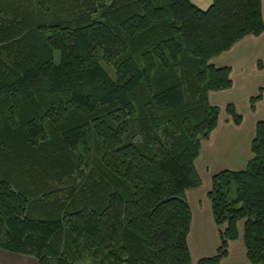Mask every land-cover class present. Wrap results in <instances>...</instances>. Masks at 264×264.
Listing matches in <instances>:
<instances>
[{"label":"trees","instance_id":"1","mask_svg":"<svg viewBox=\"0 0 264 264\" xmlns=\"http://www.w3.org/2000/svg\"><path fill=\"white\" fill-rule=\"evenodd\" d=\"M262 1L0 0V249L38 264H192L185 191L218 122L208 93L233 84L210 61L264 32ZM251 152L211 179L225 228L196 264L227 255L239 220L248 261L264 264V121Z\"/></svg>","mask_w":264,"mask_h":264},{"label":"crops","instance_id":"2","mask_svg":"<svg viewBox=\"0 0 264 264\" xmlns=\"http://www.w3.org/2000/svg\"><path fill=\"white\" fill-rule=\"evenodd\" d=\"M191 1L201 9H207L212 3V0ZM210 62L215 67H229L233 84L229 89L208 93L210 104L220 109L218 122L208 138L201 141L199 155L194 162L201 185L185 191L192 215L187 236L192 264L216 253L220 244L219 232L225 228V225L215 224L208 198L213 175L223 170L238 171L246 167L252 158L251 143L255 137L256 124L264 121V97L256 103L254 110H251L249 103L259 87L264 86V32L257 36H245ZM228 104H233L241 115L239 125H235L225 111ZM243 229L244 220H239L238 237L228 242V253L218 264H250L246 257ZM0 264L38 262L30 256L0 249Z\"/></svg>","mask_w":264,"mask_h":264},{"label":"rangeland","instance_id":"3","mask_svg":"<svg viewBox=\"0 0 264 264\" xmlns=\"http://www.w3.org/2000/svg\"><path fill=\"white\" fill-rule=\"evenodd\" d=\"M102 65H103V67L106 69V71L108 72V74L110 75V76H113V72H112V70L110 69V68H108L104 63H102ZM25 160H23V162H24ZM19 254V253H18ZM22 255H25V254H22ZM27 256H29V255H27ZM30 257H32V256H30ZM33 258V257H32ZM35 259V258H34Z\"/></svg>","mask_w":264,"mask_h":264}]
</instances>
